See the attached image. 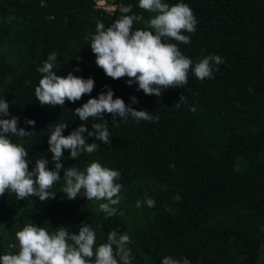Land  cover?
I'll list each match as a JSON object with an SVG mask.
<instances>
[{
  "label": "trees",
  "instance_id": "trees-1",
  "mask_svg": "<svg viewBox=\"0 0 264 264\" xmlns=\"http://www.w3.org/2000/svg\"><path fill=\"white\" fill-rule=\"evenodd\" d=\"M162 2L186 3L197 20L194 33H183L190 43L165 42L176 43L193 67L212 54L224 63L214 65V78L200 80L189 71L185 87L162 89L157 97L138 91L136 82L129 86L127 77H108L90 47L97 24L110 26L124 6L132 8L127 15L139 18L133 31L154 33L147 25L156 13L141 9L139 0L110 2L121 6L112 16L96 8L97 0H0V99L10 105V116L3 118L17 116L18 127L33 132L10 136L27 150L30 171L41 158L54 169L48 139L57 124L67 123V136L81 124L93 131V124L103 122L97 117L81 121L73 110L109 88L114 99L159 117L151 122L116 117L114 122L105 113L111 145L85 132L87 143L99 145L95 152L76 159L69 158L70 150L64 152L65 167L83 171L97 161L120 171L116 182L123 185V199L115 207L123 216L107 217L99 211L105 201L87 200L83 190L69 200L62 192V170L49 190L54 199L20 200L12 192L0 197V256L17 251L8 245L18 244L15 233L31 223L50 233L67 227L70 234L90 225L96 246L111 230L126 232L131 264H162L166 256L186 257L191 264H264V0ZM53 52L56 74L93 78L91 94L75 103L66 100L63 107L40 105L38 68ZM181 93L187 100L177 104ZM26 119L35 120V126ZM145 193L155 199V207L143 204Z\"/></svg>",
  "mask_w": 264,
  "mask_h": 264
},
{
  "label": "clouds",
  "instance_id": "clouds-1",
  "mask_svg": "<svg viewBox=\"0 0 264 264\" xmlns=\"http://www.w3.org/2000/svg\"><path fill=\"white\" fill-rule=\"evenodd\" d=\"M139 7L145 11L156 13L147 27L151 30L137 29L133 31L136 15H127L132 11L131 6L121 8V15L105 27L98 23L95 34L91 37L90 47L95 55V64L104 73L114 79L129 78L128 84L138 83V91L146 95L160 97L162 89L173 87L183 88L188 84V73L193 71L200 79L214 78V65L224 63L220 55H208L195 63L186 57L176 43H167L170 38L177 42L188 44L190 37L184 32L194 33L197 20L193 10L183 2L169 5L162 0H139ZM55 52L48 55L43 66L38 68L42 74L39 85L35 88V96L41 106H64L65 101L75 103L85 94H91L95 81L93 78H83L69 72L67 76H59L53 69L57 64ZM77 67L75 71H79ZM216 71L219 69L216 68ZM114 92L109 88L101 92L98 98H90L81 107L73 110L81 121L89 117L100 118L102 123L92 125L93 131H88L86 124H81L69 135L63 133L67 123H59L48 139L52 153L54 169H49L47 158L36 160L34 168L29 170L28 152L22 144L14 143L10 136L25 137L33 132L18 127L19 117L10 119L9 102L0 99V197L6 192L16 194L20 200L29 196L38 197L40 201L54 199L56 194L49 190L61 179L63 170L64 185L62 192L69 200H75L81 190L87 200L105 201L99 204V211L107 217L123 216L117 210L123 196L120 195L123 185L116 181L120 178L119 170H114L97 161L91 162L83 171L76 166L65 167L63 157L65 150H70V159H76L83 152L89 154L98 149L97 143H87L83 133L89 137L111 145L110 132L104 119V114H111L113 121L116 117L123 120L130 118L136 121H158V116L150 115L147 110H136L125 104L122 98H113ZM132 103L138 102L135 96ZM187 97L181 93L177 104H182ZM195 111V108L191 109ZM26 124L35 126L36 121L26 119ZM143 204L155 207L156 201L147 193L144 194ZM137 208L142 201L137 200ZM82 225V224H81ZM16 243H10L8 252L0 256V264H119L117 256L123 264H131V249L126 248L131 243L126 232L117 230L108 232L106 242L96 246V234L90 225L79 226V233H69L67 227H59L50 233L45 227L36 224H25L22 230L15 233ZM162 264H191L185 257L183 260L166 256Z\"/></svg>",
  "mask_w": 264,
  "mask_h": 264
},
{
  "label": "built area",
  "instance_id": "built-area-1",
  "mask_svg": "<svg viewBox=\"0 0 264 264\" xmlns=\"http://www.w3.org/2000/svg\"><path fill=\"white\" fill-rule=\"evenodd\" d=\"M96 8L105 11L112 16L117 9L121 8V6L110 3L108 0H97Z\"/></svg>",
  "mask_w": 264,
  "mask_h": 264
},
{
  "label": "rangeland",
  "instance_id": "rangeland-1",
  "mask_svg": "<svg viewBox=\"0 0 264 264\" xmlns=\"http://www.w3.org/2000/svg\"><path fill=\"white\" fill-rule=\"evenodd\" d=\"M109 2H114V0H109ZM262 259H264V246H263V249H262ZM260 264H263V263H260Z\"/></svg>",
  "mask_w": 264,
  "mask_h": 264
}]
</instances>
